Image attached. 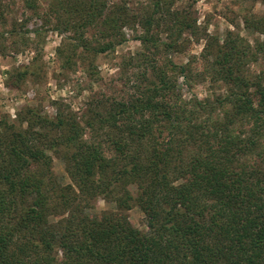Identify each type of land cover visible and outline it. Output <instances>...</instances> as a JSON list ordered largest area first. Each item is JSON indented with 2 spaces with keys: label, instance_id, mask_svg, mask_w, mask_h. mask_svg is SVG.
Segmentation results:
<instances>
[{
  "label": "trees",
  "instance_id": "trees-1",
  "mask_svg": "<svg viewBox=\"0 0 264 264\" xmlns=\"http://www.w3.org/2000/svg\"><path fill=\"white\" fill-rule=\"evenodd\" d=\"M173 3L147 0L138 13L110 0L51 2L54 29L74 33L56 48L62 71L80 59L91 75L124 27H140V49L121 60L124 95L91 98L80 117L55 103L53 114L29 104L0 119V264H264V72L243 68L264 55V39L250 54L238 35H207L204 74L226 94L183 98L186 65L167 53L196 26ZM244 24L264 33V15ZM39 62L14 67L12 83L38 78Z\"/></svg>",
  "mask_w": 264,
  "mask_h": 264
},
{
  "label": "rangeland",
  "instance_id": "rangeland-1",
  "mask_svg": "<svg viewBox=\"0 0 264 264\" xmlns=\"http://www.w3.org/2000/svg\"><path fill=\"white\" fill-rule=\"evenodd\" d=\"M51 2L53 0H36L35 9H29L22 0H0V119L3 116L13 118L19 108L29 104L38 105L44 112L53 114L56 104L60 103L80 117L89 99L125 94L121 60L140 49L139 41L134 39L135 34L140 33V27H124L125 40L113 51L95 57L91 75L87 62L80 59H75L71 69L62 71L56 48L62 41H70L67 37L74 33L54 29L57 17L51 11ZM110 2H125L131 10L141 13L147 0ZM173 9L189 14L196 26L195 34L188 31L182 34V46L177 51L167 53V58L173 62L186 65L185 79L188 82L183 83L185 79L179 78L182 97L213 100L218 95H225L226 85L222 81H212L209 75L204 74L201 53L207 35L223 40L231 32L250 45V54L255 53V41L263 40L264 33L247 28L244 18L264 15V4L259 0H174ZM13 28L16 31L11 33ZM35 30L39 33H33ZM96 31L97 28L89 27L84 36L94 40ZM37 54L41 67L39 77L29 76L19 86L14 85L9 73L14 67L30 63ZM158 58L162 63L166 56L163 53ZM247 59L243 68L248 77L264 72V55L258 52L254 58ZM55 170L63 172L57 161ZM95 206L97 210L106 207L102 200H97ZM127 214L135 227L144 228L143 214L138 208L133 207Z\"/></svg>",
  "mask_w": 264,
  "mask_h": 264
}]
</instances>
